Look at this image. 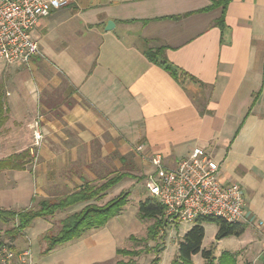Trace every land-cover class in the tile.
<instances>
[{
    "label": "crops",
    "instance_id": "1",
    "mask_svg": "<svg viewBox=\"0 0 264 264\" xmlns=\"http://www.w3.org/2000/svg\"><path fill=\"white\" fill-rule=\"evenodd\" d=\"M69 1L32 32L41 56L27 68L10 66L0 128L10 153L0 161L27 155L24 169L0 171V208L29 209L33 195L49 188L99 185L110 166L123 169L130 160L131 168L145 167L143 156L159 154L176 166L200 148L219 164L223 183L244 192L245 231L219 241H233L221 255L264 264V0H231L224 17L211 9L217 0ZM160 48L177 78L144 54ZM39 113L44 141L34 153L31 132L20 128ZM29 156L38 161L33 168ZM53 218L23 232L29 245L27 233L38 242L34 264H117L124 257L117 251L126 249L116 235L135 238L116 217L59 254L58 247L45 253L39 241L49 232L39 227Z\"/></svg>",
    "mask_w": 264,
    "mask_h": 264
},
{
    "label": "built area",
    "instance_id": "2",
    "mask_svg": "<svg viewBox=\"0 0 264 264\" xmlns=\"http://www.w3.org/2000/svg\"><path fill=\"white\" fill-rule=\"evenodd\" d=\"M69 4V0H0V62L8 66H28L33 58L41 56L32 32L41 20ZM40 124L38 116L34 124L35 147H40L44 141ZM143 150V146L135 149L138 154ZM142 161L148 198L158 201L164 208L162 233L169 227L196 223L200 219L222 220L229 224L245 219L242 187L223 183L219 164L204 150L193 149L190 156L176 166H168L159 154L143 156ZM0 264H34L32 249L17 250L4 243L0 247Z\"/></svg>",
    "mask_w": 264,
    "mask_h": 264
},
{
    "label": "trees",
    "instance_id": "3",
    "mask_svg": "<svg viewBox=\"0 0 264 264\" xmlns=\"http://www.w3.org/2000/svg\"><path fill=\"white\" fill-rule=\"evenodd\" d=\"M230 1L231 0H217L213 3L211 9L221 8L224 17ZM222 23L223 18L220 20V24ZM144 54L151 62L163 66L174 78L178 77V69L165 60L164 49H146L144 50ZM5 113V92L0 88V128L5 122ZM26 155L27 154L17 155L7 160L0 161V171L5 169H24L26 162L22 160L25 159ZM129 178L133 179L134 177L125 173L116 174L100 185L85 184L68 195L55 200L43 199L38 203L37 207L24 209L19 212L0 208V221L14 222L13 228L6 231L4 238L15 239L26 229L30 228L35 220L53 218L58 212L66 211L79 204L85 205L81 211L62 220L60 222V228L56 233L49 232L45 236L44 240L47 243L45 253H50L61 245L81 238L90 230L103 228L110 220L118 217L123 212L127 205L129 194L122 193L117 198L110 200L102 206H99L98 202L102 201L110 190ZM163 212V206L158 201L151 198L141 202L139 205V215L141 218L155 219L154 225L148 229V237L146 239L157 242L152 250L148 246V252L150 253L152 251L154 253V259L150 264H159L161 262L160 254L164 249L161 248V245H165V243L162 242L158 244V240L165 237V235H162L163 237L161 236L159 238L164 228V224L161 220ZM203 223H215L217 225L218 231L215 239L218 242L229 237H240L245 231L240 223L229 224L222 220L209 218L200 219L197 221V224L186 233L183 241L179 244L178 255L172 264H193V257L198 254H201L208 263L211 262L213 259V252L211 250H203V241L205 238ZM4 238L0 235V247L5 243ZM131 239L137 242V244L142 241L133 237ZM140 253L142 252L139 250L117 251V255L129 258H136ZM227 256L230 255L224 253L222 258ZM233 262L235 261L233 260ZM117 264H136V262L131 259L128 262L120 261Z\"/></svg>",
    "mask_w": 264,
    "mask_h": 264
},
{
    "label": "rangeland",
    "instance_id": "4",
    "mask_svg": "<svg viewBox=\"0 0 264 264\" xmlns=\"http://www.w3.org/2000/svg\"><path fill=\"white\" fill-rule=\"evenodd\" d=\"M25 66L26 68L29 67ZM14 68L10 66H0V88L7 89L8 85L10 84L9 79H11V75L14 72ZM30 73V72H29ZM41 114L39 113L36 115L37 117L40 116ZM36 117V118H37ZM36 118H33L32 121L26 126L23 124V127L20 128V130H27L28 132H31L32 138H33V143H32V149H34V153L36 152L37 147H34V124L36 121ZM17 123V122H16ZM20 127L19 123L16 124V128L18 129ZM11 129V128H10ZM25 132V131H21ZM6 136H2L4 139ZM2 139L0 141V158L5 157L7 154L10 153V150L5 151L4 149V144L2 143ZM6 141V140H5ZM17 147V146H16ZM14 147L12 152H16L19 150V148ZM32 156H29V159H26L28 163L30 164L29 167L34 166L37 160H35ZM34 161V162H33ZM110 166V165H109ZM131 161H127L124 163V168L123 169H116L114 166H110L107 171L106 175H103L104 179H108L113 177L115 174H120V173H125V174H130L134 178L133 179H125L122 181L119 185L114 187L112 190H110L107 193V197L101 202L98 203L99 206L104 205L108 201L117 198L120 194L122 193H128L129 198L127 200V205L123 210V214L119 215L118 218L114 219L113 221H118L120 223V228L122 230L123 234H132L136 239H140L142 241L137 244V242L133 240H125L124 238L122 239L123 236H120L117 238L116 235V243L118 247L124 248L126 250H139L142 253L136 258H128V257H120L118 260L122 261H129L133 260L136 262V264H150L152 260L154 259V253L151 251L150 253L148 252V246L152 250L157 244L156 241L154 240H146L148 237V229L152 227L155 223V219H149V218H141L139 215V205L141 202H144L147 198V191L144 187V181L146 180V169L145 167H140L139 169L136 168V165L131 168ZM135 169V170H134ZM134 173V174H133ZM2 180V178H0ZM103 182L98 183L99 185L102 184ZM97 185V184H96ZM79 186L74 185L72 188L66 189L65 187H56V190L52 189H47L42 194L37 193L36 195H33V202L29 205L28 208H34L37 207L38 203L43 200V199H49V200H55L58 199L62 196L68 195L71 192L75 191ZM5 190H7L5 188ZM82 204L77 205L74 208H69L66 211L63 212H58L56 214V217L53 219H50V221H46L44 223H40L39 230H42L43 235L51 232V233H56L58 229L60 228V222L62 219L67 217V215L79 211L82 208ZM14 211H20L22 209H12ZM41 220H38L36 222H40ZM112 222V221H111ZM196 223H180L176 225L175 227H169L166 229L164 233L161 232L159 235V238L163 235H165L164 238L158 240V244H161L162 242L165 243V245H161V248H164L162 253L160 254L161 257V262L159 264H172V262L176 259L177 254H178V249H179V244L183 241L184 236L186 233L191 230ZM14 222L13 221H7V222H1L0 221V235L5 237L6 231L9 229L13 228ZM203 227L205 229V238L203 241V250H211L213 252V259L211 260L210 263H208L201 254H198L194 256L192 263L193 264H235L234 261H238V256L236 255H230L225 258H222V253L225 251H230V247L233 245L232 240H227L224 242L222 245H218V241H216L215 236L218 231V227L215 223H203ZM48 230V232L46 231ZM29 236L28 239L31 241L30 245L28 242L25 241L23 233L20 234L18 237L15 239H5V243L13 246L17 250H25L27 248H31L33 252H36L37 250V243L33 241L30 236V233H27ZM162 236V237H163ZM144 237V238H143ZM41 240L39 241L40 244L45 245V241L43 239V236L40 238ZM122 239V240H121ZM144 239V240H143ZM15 240V242H13ZM66 247V244L63 246H59L55 254H59L63 248ZM229 247L228 250H224L225 248ZM54 251V250H53ZM106 264H115V262H109Z\"/></svg>",
    "mask_w": 264,
    "mask_h": 264
},
{
    "label": "water",
    "instance_id": "5",
    "mask_svg": "<svg viewBox=\"0 0 264 264\" xmlns=\"http://www.w3.org/2000/svg\"><path fill=\"white\" fill-rule=\"evenodd\" d=\"M114 28V23L113 22H109L107 25V30L110 31Z\"/></svg>",
    "mask_w": 264,
    "mask_h": 264
}]
</instances>
